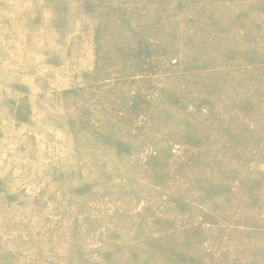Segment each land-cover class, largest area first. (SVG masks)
Returning a JSON list of instances; mask_svg holds the SVG:
<instances>
[{
	"label": "rangeland",
	"instance_id": "1",
	"mask_svg": "<svg viewBox=\"0 0 264 264\" xmlns=\"http://www.w3.org/2000/svg\"><path fill=\"white\" fill-rule=\"evenodd\" d=\"M0 264H264V0H0Z\"/></svg>",
	"mask_w": 264,
	"mask_h": 264
}]
</instances>
